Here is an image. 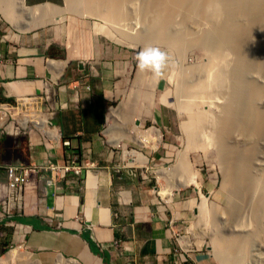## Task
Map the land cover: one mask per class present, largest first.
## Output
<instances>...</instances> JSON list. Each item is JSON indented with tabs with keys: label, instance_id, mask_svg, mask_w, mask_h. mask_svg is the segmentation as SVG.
<instances>
[{
	"label": "crops",
	"instance_id": "1",
	"mask_svg": "<svg viewBox=\"0 0 264 264\" xmlns=\"http://www.w3.org/2000/svg\"><path fill=\"white\" fill-rule=\"evenodd\" d=\"M23 4L0 26V94L44 96L55 107L54 130L70 145L36 130L0 135V164L60 165L76 154L95 166L79 174L47 170L25 182L20 212L0 221V251L19 246L42 262L61 256L76 264H215L187 237H179L178 249L195 197L181 190L162 196L149 170L176 156L162 80L137 68L135 46L109 38L111 28L72 10L69 0ZM141 89L150 95L137 101ZM114 103H126L125 123L134 117L135 126L153 123L163 132L145 169L122 164L123 150L104 138Z\"/></svg>",
	"mask_w": 264,
	"mask_h": 264
},
{
	"label": "bare ground",
	"instance_id": "2",
	"mask_svg": "<svg viewBox=\"0 0 264 264\" xmlns=\"http://www.w3.org/2000/svg\"><path fill=\"white\" fill-rule=\"evenodd\" d=\"M69 1L71 8H74L73 5L80 6L78 9L74 8L76 11L91 12L103 18L109 17L99 5L105 2L111 4L116 9L112 20L119 25L118 16L128 15L123 7L128 4L137 7L139 2L97 0L99 2L95 3L96 9H84V6H91L94 2ZM16 2L0 0V8L5 13L12 14ZM140 4L143 17L141 20L135 18L136 20L133 19L134 21L127 25L131 30L128 32L138 34L140 41L158 39L175 48L180 46L182 40H187L191 33L194 34L192 39L207 50V63H204L202 72L196 75L195 70L190 72V76L188 74V77H181V91L185 92L188 98L185 101L188 102L186 109L193 107L192 103L202 108L200 112L198 107H194V112L189 111L184 130L191 136L189 138L196 140H193L195 144L202 140L204 142L207 137L209 143L216 141L213 144L221 150L220 162L225 170L223 187L229 193L228 210L231 215L224 234L218 235L215 241L222 261L226 264H262V260L257 262L252 257L255 255L254 251L261 250L253 247L255 240L260 239V236L264 238V166L260 167L257 163L261 162L259 157L264 155V74H255V70H259L264 63V0H141ZM23 5L22 3V7ZM182 8L188 17L195 19L190 21V25L196 22L193 27L188 26V21V24L181 26L184 23L181 18ZM121 26L117 28L123 30ZM113 115L116 125L111 128L112 133L122 125H119V120L124 118L121 106L113 109ZM152 133L157 138L156 144L153 145V148H156L161 140L159 129H152L148 134L140 133L141 138L137 137V141L148 145L153 139ZM254 134L257 137L253 138ZM241 135H245V140H241ZM202 136L205 138L202 139ZM237 136L239 138H236ZM191 140L189 139L190 142ZM182 159L180 161L183 162ZM135 161L144 165L141 160ZM185 163L183 162L184 165ZM187 167L186 176L189 175L190 178L185 180L186 182L178 179L175 185L171 183L162 192L164 195H171L175 188L189 183L196 184V173L189 174L191 167L188 163ZM158 176L169 178L163 170L158 171ZM203 209L207 219H211L217 212V208L209 206L206 201ZM7 258L8 263L14 261L17 264H40L39 261L33 260L30 254H22L19 248L14 249ZM62 260L63 257L57 260V264H62ZM71 262L76 264L75 260Z\"/></svg>",
	"mask_w": 264,
	"mask_h": 264
},
{
	"label": "rangeland",
	"instance_id": "3",
	"mask_svg": "<svg viewBox=\"0 0 264 264\" xmlns=\"http://www.w3.org/2000/svg\"><path fill=\"white\" fill-rule=\"evenodd\" d=\"M87 1L88 2L93 1L94 3L91 6L90 5L84 6L83 7L84 9H96L95 3H98L99 1H97V0H87ZM110 1H112V0H110ZM121 1L122 0H113V2H118V3L119 2L121 3ZM15 2L16 3L13 7V10H14L13 12H15V13H13V12H12V14H11V12L5 13V11H3L0 8V26L1 27H5L7 25L6 21L8 19L10 20V18L13 19L18 14L19 10L22 8L23 0H21V1L15 0ZM102 2H104V0ZM137 2H138L137 7H133L132 5H129V4L125 7H123V9L128 12L129 16L128 15L127 16L119 15L118 19L120 21V25L117 24L116 22H113V20H114L113 14H116L115 7H113L111 4H110L111 5L110 6L106 2H105V4L99 5V6L102 7V9H101L102 11H104L108 14L107 17H109V18H103V17H100V16H98L94 13H91V12L87 13V14L84 13V15L91 17L94 20L99 21L101 23V25H103L105 28H108V29L111 28L112 35L114 36V38L109 37L105 33H103V34L108 36L109 38L115 40V41L122 43V44L124 43V44L129 45V46H135L137 53L140 52L142 49L147 48L149 46L158 47L161 50L168 53L169 59H168L166 66L163 68L164 75L162 78H160V80H162L161 88L163 89V91L160 90L161 91L160 95L162 97L166 98L168 104L165 106V110H167L169 115L172 116L171 131H172V135L174 138L173 144L175 146L174 149H176V156L169 163L164 164V165L155 166L149 170L151 171V175L154 176V178H155L154 180H156L160 194L162 196H168V195H164L162 192L165 191L170 186L171 183L173 185H175L178 181H181V180L185 181V180L190 178V177H188L189 175L186 176L187 172H188V167L186 168V165H187V163L189 164V167H191V169L189 168L190 169L189 174L192 172H195L197 175L196 184L195 183H191V184L189 183L185 186H181V187L175 188L173 190V192L175 190H181V192L185 193V195L190 196L191 198L195 197L194 198L195 201H194V199L191 200V204L193 205V203H194V208H192L191 217L185 223V225H184V227L181 230L179 235L181 237L182 236L187 237L191 241V247L190 248H193V250H195V251L199 250V251L205 252L215 264H226L222 261L221 256H220L219 247L217 246V244L215 242L218 235L224 234L226 224H228L229 223L228 220L231 219V215H230L229 210H228L229 206H230V197H229L228 191L223 187V184H224L223 180H225V177H224L225 176V170L223 168L222 163L220 162L221 161V159H220L221 158V152H220L221 150L218 148L217 145L213 144V142H216V141H213V142L210 141L211 143H209V139L207 137L205 138L202 136V139L205 138L204 142H202L203 141L202 140V141H200V143H196V144L194 143V141L196 142L195 139L189 138L191 136L189 134H187L186 130H184L185 129V127H184L185 123L184 122H186L189 118V114H190L189 111L193 110V112H194V107H196V108L198 107L197 110H199V112L202 110V108H199L198 104L196 105V104L192 103L193 107L190 106V109L187 110L186 104L188 102L187 103L185 102L186 100H188L187 94L185 92H182L181 87H180V84L182 82L181 77H183V76L186 77L188 74H189L188 76H190V72L195 71V70H196L195 71L196 75L202 72V70L205 67L204 65L207 63V58H208L207 50L205 49L204 46H202V44H199V43L195 42L196 40L194 41L192 39L194 37V34H191V33L189 34L190 37L187 38V40L186 39L182 40L180 42V46L175 47V48L172 47L169 43L158 40V39L147 40L148 42L140 41L138 34L136 35V34H133L131 32L129 33L128 32L129 28L127 27V25H129L128 23L130 21H132L133 19L136 20L135 18H137V19L141 20V18L143 17V11L140 10V9H142L141 4H140L141 0H137ZM94 4H95V6H94ZM70 7H72V6H70ZM73 7L75 9H78L80 6L77 7V5L76 6L73 5ZM74 8H72V10H75ZM139 10H140V12H138ZM134 11H135V13L137 12L136 13L137 16L135 15ZM82 15H83V13H82ZM188 16L189 15H187V12L184 11V8H182L181 18L183 19V22H184L181 24L182 27L185 23L188 24V22H189L188 26H190V28H191V27H193V24L196 23V22H193V24L190 25V21L192 22L191 19L193 17L190 18ZM129 17H131V18H129ZM118 26H121L123 28V30H119L117 28ZM194 27L196 29L195 25H194ZM193 30H194V28H193ZM129 31H131V30H129ZM108 32H110V31H108ZM259 62H260V59H259ZM263 70H264V63L261 65V68L259 70L258 69L255 70V74H256V72L260 73V74H264ZM145 73H146V71H145ZM147 73L152 74V72H150V71H148ZM252 75H254V73ZM263 94H264V91H263ZM149 95L150 94L146 91V89H141L139 91V93L137 94V96H138L137 101H140V100L143 101L144 99L146 100V98ZM181 99H183V100H181ZM113 106H115L114 108L121 106L122 115H123V112L125 111L126 103L125 104L122 103V104L117 105V106L114 103ZM196 108H195V112H196ZM187 114H188V116H187ZM108 118L110 121L108 122L109 125H108L107 129L105 130V137L104 138H106L109 142L114 143V145L117 146L119 151H120V149L123 150V152L121 151L122 159L124 160V161L122 160V164H129V165H138L139 164L140 168H136V169H145L146 167H144V165L147 164L146 162H147L148 153L149 152L152 153L159 146V144L163 138L162 130L158 126L154 125L153 123H149V125H146L144 128H139V127L135 126L134 123H136L135 122L136 119H134V117H133V118H131L130 121L127 120L126 123H125V121H126L125 118L120 119L119 125L122 124L121 127L114 130V132L111 134L110 133L111 128L115 127L116 121L114 120V116H110V114H108ZM136 127L138 128L137 133L135 132ZM151 128L152 129H159L161 132V140L159 141L156 148H153V145L156 144V142H157L156 135L154 136L153 133H152V135L150 134L151 138L153 137V139H151L149 141L150 143H148V145H144V144L137 141V137L141 138L142 134H140V133L148 134V133H150V130H152ZM172 135H169V137ZM244 136L245 135H241V137H240L241 140H245V138H243ZM252 137L255 138L257 136H256V134H254ZM198 138L201 140V136H199ZM198 138H196V139L199 142ZM236 138H239V136H237ZM189 139H192L191 142L189 141ZM203 145H205V146H203ZM185 151H186V153H185ZM262 152L264 153V147H262ZM178 155H179V157H178ZM180 156L183 157L184 159H182ZM263 158H264V155L259 157L261 162H257L260 167L264 166V161H263L264 159ZM181 159L183 160L184 163L185 162H187V163H185V165H184L183 162L180 161ZM135 160H141L144 163V165L140 164V163H138V164L134 163ZM180 162H182L181 164H183L184 166L181 165ZM172 168H174V169H172ZM161 170H163L164 172L166 171V173L169 177V178H167L168 180L163 179V178H159L158 171H161ZM181 170H183V172L185 174L183 172L181 173ZM205 201L208 203L209 206L217 208V212H215L213 214V216L210 217L211 219H207L206 218L207 214L205 212H203V210H204L203 207L205 205ZM202 216H204V217H202ZM213 217H214V219H213ZM211 220H212V222H211ZM220 232H222V233H220ZM257 240L259 242H256ZM257 240H255L253 247L254 248H260L262 251L261 250L260 251L259 250L254 251L255 255H253L252 259L257 261V262L262 260V264H264V261H263V259H264V238L260 236V239L257 238ZM261 240H263V241L261 242ZM17 248H19V250L21 251L22 254H30L31 258L33 260L39 261L40 264H57V260L59 261V259H61V256H60L58 259L52 258V260H48L47 262H42L41 259L36 254L30 252L27 249L20 248L19 246H11V247L7 246L2 251H0V264H17L14 261H13V263L7 262L8 255L14 249H17ZM70 263L72 264L71 259L69 260L67 258H63L62 264H70Z\"/></svg>",
	"mask_w": 264,
	"mask_h": 264
},
{
	"label": "built area",
	"instance_id": "4",
	"mask_svg": "<svg viewBox=\"0 0 264 264\" xmlns=\"http://www.w3.org/2000/svg\"><path fill=\"white\" fill-rule=\"evenodd\" d=\"M54 112L55 107L46 104L42 95L5 99L0 94V135L28 136L30 132L36 130L42 138H58L63 145L68 146L69 140H62L59 133L54 130L50 119ZM134 163L139 162L134 161ZM94 166V162H83L76 154L70 155L60 165L52 160L48 163L0 164V221L11 218L15 212H20L23 199L22 185L28 180L42 178L43 172L47 170L53 175H64L69 172L79 174L82 168ZM131 167L136 169L140 168V165H131ZM179 237L180 235L177 234L176 240L180 250L182 244Z\"/></svg>",
	"mask_w": 264,
	"mask_h": 264
},
{
	"label": "clouds",
	"instance_id": "5",
	"mask_svg": "<svg viewBox=\"0 0 264 264\" xmlns=\"http://www.w3.org/2000/svg\"><path fill=\"white\" fill-rule=\"evenodd\" d=\"M168 53L158 47L149 46L136 55L137 68L141 72L150 71L154 77L162 78L163 68L168 62Z\"/></svg>",
	"mask_w": 264,
	"mask_h": 264
}]
</instances>
